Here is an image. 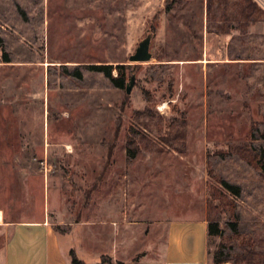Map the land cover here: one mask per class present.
Returning a JSON list of instances; mask_svg holds the SVG:
<instances>
[{
  "label": "rangeland",
  "instance_id": "1",
  "mask_svg": "<svg viewBox=\"0 0 264 264\" xmlns=\"http://www.w3.org/2000/svg\"><path fill=\"white\" fill-rule=\"evenodd\" d=\"M0 37V264L17 223L141 264L180 218L217 224L212 263L264 264V0H0Z\"/></svg>",
  "mask_w": 264,
  "mask_h": 264
},
{
  "label": "crops",
  "instance_id": "2",
  "mask_svg": "<svg viewBox=\"0 0 264 264\" xmlns=\"http://www.w3.org/2000/svg\"><path fill=\"white\" fill-rule=\"evenodd\" d=\"M208 224L205 219L180 218L169 223L163 254L158 259L141 264H213L208 252ZM68 235L56 234L46 221L17 223L4 250L5 264H44L48 258L62 259L70 264L74 249L62 239ZM112 252L115 255L117 246ZM76 255V254H75ZM103 257V255L101 256ZM232 264V263H222Z\"/></svg>",
  "mask_w": 264,
  "mask_h": 264
},
{
  "label": "trees",
  "instance_id": "3",
  "mask_svg": "<svg viewBox=\"0 0 264 264\" xmlns=\"http://www.w3.org/2000/svg\"><path fill=\"white\" fill-rule=\"evenodd\" d=\"M0 48H3V39L0 37ZM3 57L5 59V62H9L7 59V55L5 53H3ZM125 66L124 65H119L117 66V69L119 70V75L117 77H112L111 76V66H105V65H91L89 66V69L91 71L94 72H98V73H102L103 75H105L107 78L110 79V81L114 84L115 87L118 88H122L123 87V83H124V72L123 69ZM76 77L80 78L81 75L79 72H76ZM221 185L229 192H231L234 195H238L239 194V187L237 186H233L230 185L227 182L222 181ZM208 235L212 236V235H219V230H218V226L215 223H208ZM70 256V264H84L83 261L79 260L77 258V256L75 255V253L73 251H70L69 253ZM227 261H224L223 259L218 258V256H215L213 259V264H222L225 263ZM98 264H112L110 261L106 262L105 258H101V261Z\"/></svg>",
  "mask_w": 264,
  "mask_h": 264
},
{
  "label": "water",
  "instance_id": "4",
  "mask_svg": "<svg viewBox=\"0 0 264 264\" xmlns=\"http://www.w3.org/2000/svg\"><path fill=\"white\" fill-rule=\"evenodd\" d=\"M152 35L148 34L138 45L135 53L129 57V62L132 63H145L151 59V54L149 53V46ZM133 82V77L130 80V83L126 86L125 92L130 93L131 85Z\"/></svg>",
  "mask_w": 264,
  "mask_h": 264
}]
</instances>
